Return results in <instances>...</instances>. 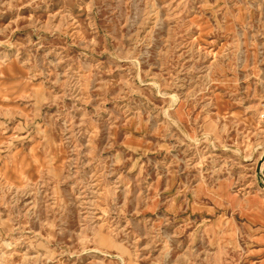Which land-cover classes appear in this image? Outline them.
Listing matches in <instances>:
<instances>
[{"label":"rangeland","instance_id":"1","mask_svg":"<svg viewBox=\"0 0 264 264\" xmlns=\"http://www.w3.org/2000/svg\"><path fill=\"white\" fill-rule=\"evenodd\" d=\"M264 0H0V264H264Z\"/></svg>","mask_w":264,"mask_h":264},{"label":"water","instance_id":"2","mask_svg":"<svg viewBox=\"0 0 264 264\" xmlns=\"http://www.w3.org/2000/svg\"><path fill=\"white\" fill-rule=\"evenodd\" d=\"M263 157H264V152H263Z\"/></svg>","mask_w":264,"mask_h":264}]
</instances>
